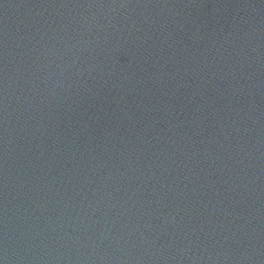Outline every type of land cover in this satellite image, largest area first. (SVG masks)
I'll list each match as a JSON object with an SVG mask.
<instances>
[{
    "label": "water",
    "instance_id": "water-1",
    "mask_svg": "<svg viewBox=\"0 0 264 264\" xmlns=\"http://www.w3.org/2000/svg\"><path fill=\"white\" fill-rule=\"evenodd\" d=\"M0 264H264V0H0Z\"/></svg>",
    "mask_w": 264,
    "mask_h": 264
}]
</instances>
